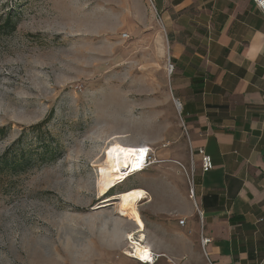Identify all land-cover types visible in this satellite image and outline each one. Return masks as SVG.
Returning a JSON list of instances; mask_svg holds the SVG:
<instances>
[{"label":"rangeland","instance_id":"374dc122","mask_svg":"<svg viewBox=\"0 0 264 264\" xmlns=\"http://www.w3.org/2000/svg\"><path fill=\"white\" fill-rule=\"evenodd\" d=\"M154 5L0 0V19L13 9L18 23L0 37V137L7 128L0 159L20 137L26 157L0 172V264H137L126 255L127 237L106 238L112 226L132 223L117 213L118 201L96 207L135 186L146 190L150 167L100 198L96 166L112 143L158 154L182 133L169 44Z\"/></svg>","mask_w":264,"mask_h":264},{"label":"crops","instance_id":"0c3cea01","mask_svg":"<svg viewBox=\"0 0 264 264\" xmlns=\"http://www.w3.org/2000/svg\"><path fill=\"white\" fill-rule=\"evenodd\" d=\"M152 1L187 134L165 141L164 162L146 171L148 195L138 207L144 230L132 220L106 238L143 235L161 255L156 264H208L203 235L212 239V264H264V14L252 0ZM200 148L214 163L207 173ZM191 171L203 225L189 195Z\"/></svg>","mask_w":264,"mask_h":264},{"label":"bare ground","instance_id":"6f19581e","mask_svg":"<svg viewBox=\"0 0 264 264\" xmlns=\"http://www.w3.org/2000/svg\"><path fill=\"white\" fill-rule=\"evenodd\" d=\"M140 148L142 147L123 145L118 142L112 143L107 147L104 160L96 166L99 169L98 194L100 198H103L109 190L115 187L118 181L125 182L133 174L141 172L140 165L145 155L144 152H138ZM147 195L144 189L131 188L100 202L96 209L109 207L112 205V201L117 200V213L120 216L129 218L131 221L133 220V222L141 227L140 229L144 230L145 224L139 214L138 204L146 199ZM128 236L132 239L131 234L126 237L128 238ZM142 239L145 240V237L142 236ZM133 248L135 249V256L144 260L147 258L144 253L146 247L135 245Z\"/></svg>","mask_w":264,"mask_h":264},{"label":"built area","instance_id":"2783aa9c","mask_svg":"<svg viewBox=\"0 0 264 264\" xmlns=\"http://www.w3.org/2000/svg\"><path fill=\"white\" fill-rule=\"evenodd\" d=\"M152 3L153 1L150 0ZM256 6V8L262 12L264 14V0H252ZM159 18V17H158ZM160 22H161V18H159ZM124 39H129V35H123ZM175 71V67L172 64L171 60H169V72L170 74H173ZM174 102L178 108V111L180 113V117L182 115V104L179 100H175ZM182 118V117H181ZM182 127L184 132L187 134V128L185 123L183 122L182 119ZM166 144H163L162 147H166ZM139 153L144 152L145 158L142 161V164L140 165L141 167V172L146 171L149 167L160 163L161 161L158 159V154L154 151V149L152 147H148L145 146L143 148H140L138 150ZM198 155L201 156V169L202 172L207 173L211 170L214 169V163L212 160V157L210 155H208L205 151V149H198L197 151ZM193 157H194V151L192 149V147L190 148V158H191V162L193 163ZM188 183H189V195L190 198L192 199V201L194 202V206L196 209V212L200 218L201 224L203 225V219H204V213L200 210L197 201H196V193H195V189H194V180H193V171H191L190 176L188 175ZM179 223L181 225L185 224V220H181L179 221ZM143 235H137L135 233L131 234L132 239H130V236H128V242H129V253H127L126 255L128 257H130L131 259L141 263V264H156L159 260V258L161 257L160 254L154 252L151 247L147 246L145 240L142 239ZM212 243V239L209 237H205L202 235L201 238V249L202 252L205 256V259L207 260L208 264H212L211 260H210V254L208 252V247L210 246V244ZM135 245H139L142 247H146V249L144 250L145 256H147V258L141 259L137 256H135V249L133 247H135ZM147 253V255H146Z\"/></svg>","mask_w":264,"mask_h":264},{"label":"trees","instance_id":"16d2710c","mask_svg":"<svg viewBox=\"0 0 264 264\" xmlns=\"http://www.w3.org/2000/svg\"><path fill=\"white\" fill-rule=\"evenodd\" d=\"M15 13L13 9H10L7 11V13L4 15V17H1L0 19V37L4 35L12 34L16 31L18 23L15 21ZM52 114L42 123L37 124L33 127V130L40 132L44 126H46L52 119ZM2 137L0 139L4 138L7 134V128H4L2 130ZM23 146V138L20 137L18 140H16L13 145L4 153L3 157L0 159V172H5L8 169H16L20 166H22V163L26 161V157L24 154H19V152L22 151ZM47 149L48 147L45 146ZM14 152V153H12ZM12 153V155H11ZM9 158H13V161H9ZM41 158L47 159L46 155H42ZM30 165H34L33 161L29 162Z\"/></svg>","mask_w":264,"mask_h":264}]
</instances>
